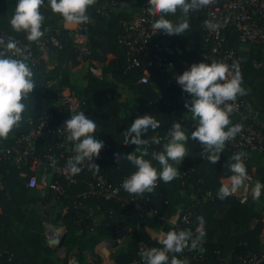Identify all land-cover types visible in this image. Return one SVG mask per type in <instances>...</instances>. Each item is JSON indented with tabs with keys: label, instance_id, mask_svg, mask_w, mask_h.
Returning <instances> with one entry per match:
<instances>
[{
	"label": "trees",
	"instance_id": "trees-1",
	"mask_svg": "<svg viewBox=\"0 0 264 264\" xmlns=\"http://www.w3.org/2000/svg\"><path fill=\"white\" fill-rule=\"evenodd\" d=\"M109 1L121 6L108 15H101L97 12L96 0L88 9L89 22L79 25L88 35L91 50V55L82 57L74 41L75 31L63 27L62 18L50 11L45 0L41 8L46 18L45 26L49 29L45 34L57 35L60 39L59 47L50 45L46 49L49 56L55 55L56 59L55 66L50 69L44 57L45 51L36 42L27 41L24 33L14 32L9 24L16 0H0V31L32 46L34 59L29 60V63L36 81V87L24 101L26 111L22 114L20 126L14 128L6 139L0 140V155L17 137L28 134L39 123L44 110L42 85L49 80H56L57 91L68 88L83 102L80 111L97 122L94 135L110 146L109 157L97 161L100 170L85 167L76 184L62 181L66 190L63 195L48 188L28 189L21 171L10 159L0 162V264H67L72 256L80 264H85L84 252L88 250L94 254L101 242L112 241L118 222L130 226L132 235L126 242L130 246L118 248L113 260L115 264H132L138 257L141 244L160 247L146 229H179L175 224L158 217L136 221L135 205L142 197L149 198L147 205L159 215L167 214L171 219L176 217L177 223L191 210L193 217L190 224H181V229L191 230L194 235L199 224L197 217L204 218L205 251H196L200 259L190 264H264V260L260 263L254 261V257L264 258L262 215L251 202L241 204L233 196L223 200L217 197L222 180L232 174L229 164L234 162L233 154L240 152L232 146L225 145L220 160L211 164L203 159L200 143L189 139L186 143L188 154L181 164H177L180 172L178 178L169 183L158 180L153 192L141 195L129 194L121 187L122 181L135 170L123 155L119 160L115 155L116 151L128 154L136 148L124 142L123 129L126 125L130 126L137 116L154 115L160 121V127L146 134L145 138L151 142L153 137H167L173 122H180L190 135L196 122L184 107L188 98L180 90L164 84L158 72H153L151 83L145 85L138 83L142 70L128 68L130 62L126 49L119 43L124 33L122 23L135 20L148 0ZM126 5H135L137 13ZM178 16L179 12L169 18L175 20ZM188 18L190 28L180 35H167V39L180 46L182 57L190 67L192 63L203 62L204 55L210 53V46L205 40L202 19ZM0 36L3 35L0 33ZM228 38V47L237 50L244 59L242 78L247 91L246 95L238 96L244 102V108L240 114H232V123H239L241 113L249 112L264 131V49L256 44L239 41L233 32L229 33ZM261 62L263 65L256 67ZM98 64L101 65L102 79L92 71ZM108 76L112 80H108ZM56 110H62L59 116L64 120L71 116L61 108ZM167 139L161 143H150L149 153L162 150ZM242 158L247 172L264 182V151L249 150ZM153 163L159 167L156 161ZM98 175L122 189V201L87 194L88 184ZM54 201H61L66 210L58 216V221L67 230L62 243L66 256L61 262L55 256L56 250L46 239L43 220L33 210L34 206H46ZM100 216H103V220L100 225H96L95 220ZM80 236L85 240L82 246L78 242ZM180 254L174 255L181 258Z\"/></svg>",
	"mask_w": 264,
	"mask_h": 264
},
{
	"label": "clouds",
	"instance_id": "clouds-1",
	"mask_svg": "<svg viewBox=\"0 0 264 264\" xmlns=\"http://www.w3.org/2000/svg\"><path fill=\"white\" fill-rule=\"evenodd\" d=\"M96 0H47V7L53 14H58L66 26H79L89 22L88 9ZM211 0H148L147 11L155 19L151 23L154 31L168 36L180 35L190 28L189 15L207 6ZM45 0H16L15 9L9 19L12 30L24 33L29 42L39 43L49 30L45 26V15L41 11ZM179 16L172 20L170 16ZM205 26L218 31L228 23L225 18L205 20ZM27 46H20L14 37L5 39L0 36V140L6 139L14 128L20 126L22 114L26 111V101L36 87L34 73L29 63ZM183 92L188 94L184 107L191 119L196 122L190 135L180 122H173L167 133V142L162 150L149 153L150 143H159L155 137L151 142L145 138L149 130L160 127V121L154 115L137 116L123 129L124 142L135 145L128 154L116 151L117 160L123 155L135 168L121 183L129 194L141 195L155 190L157 182L169 183L178 178L180 172L174 165L181 164L188 154L186 143L189 139L201 145V155L211 164H216L224 151L227 141L232 140L242 131V125L232 123L231 116L238 110V96L247 94L243 87L238 63L231 65L222 60L192 63L190 67L175 77ZM68 141L73 144L74 156L66 162V171L70 176L81 173L83 168L100 170L94 160L105 141L94 135L97 122L84 111H78L64 121L63 125ZM246 154H233V163L229 164L232 173L220 184L217 197L221 200L235 194L249 179L244 160ZM150 157V158H146ZM156 161L159 167L153 163ZM264 194V182L257 180L251 188L253 200ZM173 217L170 223H176ZM199 224L195 235L188 229L170 228L168 231H146L160 247L145 248L139 252L142 264H188L177 253L186 248L200 253L205 251L206 230L203 217H197Z\"/></svg>",
	"mask_w": 264,
	"mask_h": 264
},
{
	"label": "built area",
	"instance_id": "built-area-1",
	"mask_svg": "<svg viewBox=\"0 0 264 264\" xmlns=\"http://www.w3.org/2000/svg\"><path fill=\"white\" fill-rule=\"evenodd\" d=\"M97 12L101 15H108L121 5L114 1L97 0ZM189 17L201 18V24L204 30L205 40L210 46V53L204 55L205 62L213 60H222L231 65L238 63L242 76L243 57L234 48H229V33L233 32L238 36V40L244 43H251L261 46L264 49V0H211V2L197 11L191 12ZM227 18L228 23L218 31H212L205 26V20H223ZM155 19L153 14L147 11V5L141 8L138 17L130 22H123V35L119 38L120 45L126 49L128 60L130 62L128 68H139L142 74L138 80L139 84L148 85L152 81L153 72H158L160 80L168 87L180 90L185 98L188 94L183 92L177 84L175 77L182 74L188 69V61L183 59L182 50L179 45L171 43L167 39L166 34L154 31L151 23ZM5 39L9 35L3 34ZM15 38V37H14ZM20 46H27L25 50L29 53L30 61H33V49L29 43H23L15 38ZM74 41L76 47L82 57L91 55L89 48L88 35L85 29L78 26L74 33ZM37 46L45 51L50 45L60 46V39L57 35L45 34L36 43ZM263 63H257L256 67H261ZM94 75L97 70L92 69ZM55 84L53 80H49L43 84V88L50 87ZM56 103L50 109L43 110V114L39 123L26 135L17 137L13 143L5 148L3 155H0V162L3 159L10 161L21 171V177L25 179V185L30 190H39L48 188L52 191L64 194V186L62 181L68 184H76L79 180L78 175L70 176L66 169V162L74 156L73 144L66 139L67 133L63 127L64 119L59 116L61 113L56 109H63L68 114L73 115L80 111L83 102L77 98L68 88H62L55 94ZM236 103L239 113L244 108V102L237 97ZM56 108V109H55ZM239 124L242 131L232 140L226 142L233 148L246 154L249 150L264 151V131L259 126L251 113H241ZM195 127V126H194ZM168 137L159 136L156 140L159 143L165 141ZM110 146L104 143L100 152L94 157L95 161L104 160L109 157ZM86 167V166H85ZM83 168V170L85 169ZM249 179L245 181L235 194L231 195L240 201L241 204H249L251 202V188L255 183L254 175L248 173ZM227 180V179H223ZM222 180V182H224ZM122 189L110 183L102 175H98L94 181L88 184L87 194L96 195L106 200L122 201ZM145 200L146 202H144ZM149 198L142 197L135 205L136 221L146 218L158 217L164 221L170 222L172 219L167 214H158V212L147 205ZM193 212L188 210L182 217L180 222L175 223L176 227L181 229V224H190ZM51 230V229H50ZM50 234H46V239L51 247L59 248L58 245H52L51 242L59 241L63 232L56 233L51 230ZM56 234V235H55ZM58 234V235H57ZM132 235V228L123 223H116L115 238L119 242V246L126 243ZM55 236V238H54ZM108 243L101 242L98 246L106 248ZM145 248H150L141 244L138 249V257L132 264H142L139 252ZM185 254H180L181 259L186 258L188 264L200 259L196 250L186 248ZM264 258L257 259L256 263H260ZM75 256H72L67 264H74Z\"/></svg>",
	"mask_w": 264,
	"mask_h": 264
},
{
	"label": "rangeland",
	"instance_id": "rangeland-1",
	"mask_svg": "<svg viewBox=\"0 0 264 264\" xmlns=\"http://www.w3.org/2000/svg\"><path fill=\"white\" fill-rule=\"evenodd\" d=\"M126 7L129 10L133 11L134 13H137V9H136L137 7H135V5H126ZM44 53H48V52H44ZM47 55H49V54H47ZM47 57H49L48 65H49L50 69H52L56 63L55 55H53V56L50 55ZM70 69L72 70V68H70ZM95 70H97V68H95ZM95 76L98 77L97 73H95ZM53 81H54V83L56 82V80H53ZM56 83L52 84L50 87H45V88H43V85H42V90H43L42 106L45 110L50 109L53 105L58 103V101L55 100L56 99L55 94L57 93V84ZM254 179H255V182L257 180H259L255 176H254ZM254 184H253V186H254ZM44 195L45 194L43 193V196ZM251 203H252V206L256 209V211H258L262 215V218H264V194H262V196L258 200H253L252 196H251ZM33 210L43 220L44 228H45V234H47V235L50 234L52 232L50 230L51 228L55 231L57 229H61L62 232L67 233L66 228L64 226H62L61 223L58 221V216L63 214L66 211L63 208L61 201H54L51 204L46 205V206H34ZM263 234H264V231H263ZM74 239L77 240V238H75V237H74ZM78 242L82 246V245H84L85 240L80 236ZM129 246H130V244L127 245V243H124L121 246H119L118 248H120V247H126L127 248ZM54 249L56 250V252H55L56 258L58 259V261L61 262L64 259V257L66 256L65 249L60 248V247L57 249L56 248H54ZM101 253H103V252H101Z\"/></svg>",
	"mask_w": 264,
	"mask_h": 264
},
{
	"label": "crops",
	"instance_id": "crops-1",
	"mask_svg": "<svg viewBox=\"0 0 264 264\" xmlns=\"http://www.w3.org/2000/svg\"><path fill=\"white\" fill-rule=\"evenodd\" d=\"M62 25L65 29H68V30H76L78 28V26H66L64 24V22H62ZM45 52H47L45 50ZM48 53H44V57L47 61H49V55H47ZM97 75H98V78H103V75H102V72H101V65L98 64L97 66ZM108 80H112L111 77H106ZM175 167H177V165H174ZM223 181H226V180H223ZM103 220V216H100L98 217L96 220H95V223L96 225H100L101 222ZM264 220V218H263ZM153 232H158L160 230H154L152 229ZM262 239L264 241V234L262 235ZM111 241H106V243H110ZM117 249H114V250H111V255L109 257L105 256L103 253L104 251V248L100 247V246H97L96 249H95V253L92 254L91 252H89L88 250H86L84 252V256H85V264H115L114 260H113V255L114 253L116 252ZM76 253H78V248H76Z\"/></svg>",
	"mask_w": 264,
	"mask_h": 264
},
{
	"label": "water",
	"instance_id": "water-1",
	"mask_svg": "<svg viewBox=\"0 0 264 264\" xmlns=\"http://www.w3.org/2000/svg\"><path fill=\"white\" fill-rule=\"evenodd\" d=\"M56 232L61 233V229H57ZM66 232H63L62 237L59 241L51 242L52 245H58V247L62 248V243L65 238ZM119 247V242L117 240H112L108 243L107 247L104 248L103 254L107 257L111 255V250L117 249ZM74 264H80L79 261H75Z\"/></svg>",
	"mask_w": 264,
	"mask_h": 264
},
{
	"label": "bare ground",
	"instance_id": "bare-ground-1",
	"mask_svg": "<svg viewBox=\"0 0 264 264\" xmlns=\"http://www.w3.org/2000/svg\"><path fill=\"white\" fill-rule=\"evenodd\" d=\"M51 230H53L52 228H51ZM56 232V231H55ZM56 233H58V232H56ZM56 235V234H55ZM58 235V234H57ZM54 238H55V236H54Z\"/></svg>",
	"mask_w": 264,
	"mask_h": 264
}]
</instances>
